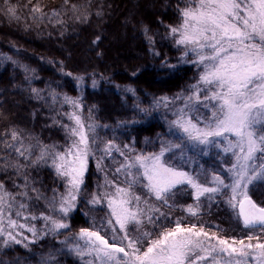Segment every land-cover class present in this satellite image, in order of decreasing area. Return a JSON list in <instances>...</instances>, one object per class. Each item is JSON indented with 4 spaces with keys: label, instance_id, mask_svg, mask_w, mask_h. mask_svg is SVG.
Here are the masks:
<instances>
[{
    "label": "snow or ice",
    "instance_id": "snow-or-ice-1",
    "mask_svg": "<svg viewBox=\"0 0 264 264\" xmlns=\"http://www.w3.org/2000/svg\"><path fill=\"white\" fill-rule=\"evenodd\" d=\"M63 5L65 13L54 9L52 16L70 11L79 23L89 22L88 8L71 0ZM0 11L19 19L10 0H3ZM31 12L33 19L36 13L46 15L39 4ZM175 13L177 22L165 25L166 38L181 52L180 62L195 66L198 78L174 97L154 98V107L182 101L169 124L180 142L162 141L153 152H136L128 144L121 148L113 140L100 147L99 126L81 117L82 98L67 94L62 103L73 109L65 113L73 124L54 119L65 131L64 145L33 143L30 134L6 127L0 131V248H28L45 236L64 235L59 243L81 264H264V200L254 198L264 185V0H176ZM75 79L83 84V77ZM31 91L41 98L40 90ZM52 98L56 101L55 92ZM213 148L226 157L220 170L202 165L185 170L196 154L208 155ZM189 150L194 155L188 156ZM177 151L179 162H173ZM97 152L103 153L99 159ZM113 152L124 157L115 169L124 181L105 176L104 185L86 193L89 159L103 171L104 157ZM43 168L53 173L51 187L39 178ZM85 195L89 205H106L107 212L99 223L92 217L88 227L73 232L70 219ZM178 195H190L193 202L178 204ZM40 201L45 210L37 216L33 209ZM221 204L247 230L244 236L203 219ZM177 208L184 215L173 220L170 212ZM28 221H43V227ZM40 264L59 262L50 252Z\"/></svg>",
    "mask_w": 264,
    "mask_h": 264
},
{
    "label": "trees",
    "instance_id": "trees-1",
    "mask_svg": "<svg viewBox=\"0 0 264 264\" xmlns=\"http://www.w3.org/2000/svg\"><path fill=\"white\" fill-rule=\"evenodd\" d=\"M71 2L82 9L88 8V23H79L72 18L70 11L58 17L52 16L54 9L65 13L63 0H32L31 5L28 0H10L11 4L18 6L19 19H10L0 11V131L16 127L23 130L25 136L30 134L34 137L33 143L38 139L46 144L64 145L67 142L65 131L59 123H54V119L67 123V106L62 103L63 95L67 94L82 98L81 110L86 122L99 126L96 134L100 147L103 142L113 140L121 148L128 144L136 152H153L159 150L162 141L179 143L177 135L170 133L168 123L171 113L182 101H176L169 108L163 105L154 107V98L174 97L198 78L195 66L180 62L181 52L166 38L165 25L177 22L176 0ZM2 3L0 0V5ZM36 4L46 15L41 18L36 13L37 18L33 19L31 6ZM97 11H102L103 15L97 16ZM58 20L63 23H58ZM145 28L148 29L147 35ZM125 35L132 43L127 45ZM97 36L100 39L94 44ZM148 36L152 37L151 43ZM112 39H121L123 45L114 44ZM5 56L11 60L4 59ZM78 76L83 77V84L79 86L75 79ZM93 80L97 81L95 87ZM32 88L40 90L41 98L32 93ZM128 88L133 89L135 95L126 91ZM53 92L57 94L56 101L52 98ZM218 151L213 148L208 155L196 154L195 159L189 161L191 168L188 164L184 168L192 170L202 165L207 169L220 170L226 157L218 155ZM166 155L171 156V153ZM179 155L177 151L173 162H179ZM192 155L194 153L189 150L188 156ZM116 164L111 162V157H104L105 166ZM100 177L90 158L86 193L99 185ZM116 177H119L116 173L112 174V178ZM39 178L46 186H53L51 169H41ZM120 178L116 180L120 181ZM254 198L264 200V185L255 189ZM87 199L85 195L71 216L73 232L88 227L92 217L99 223L105 216L103 206L93 208ZM192 202L190 195L177 196L178 204ZM44 210L43 201L33 209L37 216ZM170 215L174 220L184 214L177 208ZM203 219L213 225L219 224L238 237L247 231L230 219V213L222 204L213 206L212 214L206 213ZM28 223H35L38 229L43 227V221ZM25 233L31 237V233ZM64 239V235H48L28 248L22 245L0 248V261L4 264H40L41 258L52 252L59 264H81L74 253H69L59 243Z\"/></svg>",
    "mask_w": 264,
    "mask_h": 264
},
{
    "label": "rangeland",
    "instance_id": "rangeland-1",
    "mask_svg": "<svg viewBox=\"0 0 264 264\" xmlns=\"http://www.w3.org/2000/svg\"><path fill=\"white\" fill-rule=\"evenodd\" d=\"M134 6V5H133ZM147 7H148V4L146 5ZM135 7V6H134ZM125 37H126V35H125ZM122 39V41H124V38L122 37L121 38ZM121 39L120 40H118V39H112V42L114 43V44H119V45H121ZM126 41L128 42L127 43V45L129 44V43H132V41L130 40V38H128V37H126ZM126 41H125V44H126ZM123 45V44H122ZM121 45V46H122ZM120 46V47H121ZM84 55V54H83ZM71 97H73V98H76V97H78V96H71ZM182 105V104H181ZM181 105H179L178 107H180ZM66 106H67V108L65 109V112L66 113H68V112H71V111H73V109L71 108V106H69V105H67L66 104ZM173 113V112H172ZM171 113V114H172ZM80 114H81V117H82V119L83 120H85V118H84V114H83V112H82V110L80 109ZM175 117L173 116V114H172V117L170 118V121L171 120H173ZM66 119H67V123L66 124H69V125H71V124H73V121H71V120H69L68 119V117H67V115H66ZM86 121V120H85ZM170 121H169V123H168V129H169V124H170ZM87 123H89V122H87ZM176 135H177V138L179 137V133L178 132H176ZM179 142H180V140H179ZM101 147H103V144H102V146ZM218 150V149H217ZM159 151V150H158ZM120 155L118 152H113V155H112V157H111V162H116L117 164L115 165V166H105L104 165V167H103V171H98L100 174H101V182L99 183V185H104V183H105V176H107V175H109L110 174V176H107L108 177V179H110V180H115V182H117V183H122L123 181H124V179H125V177L122 175V174H117L116 172H115V169L117 168V167H119V164H120V162H122L123 160L118 156V155ZM103 155V153H101V152H97L96 153V159H99L100 158V156H102ZM179 157H180V155H179ZM93 159V158H92ZM96 159H93V161H94V164H95V166H96ZM103 164H104V161H103ZM96 169H97V167H96ZM185 170H188V169H186L185 168ZM117 174L119 177H121L120 178V181H117L118 179H119V177H116V179H114V178H112V174ZM97 190V186H94L93 187V189H91V192H93V191H96ZM104 189H103V187H101L100 188V191H103ZM90 192V193H91ZM107 212V207H106V205L105 206H103V209H102V213L103 214H105ZM104 216H102V218H103ZM20 220V223H25L23 220H21V219H19ZM25 235H27L26 233H25ZM28 236V235H27ZM29 238H31L30 236H29Z\"/></svg>",
    "mask_w": 264,
    "mask_h": 264
}]
</instances>
